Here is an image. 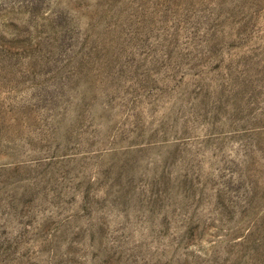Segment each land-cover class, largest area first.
Here are the masks:
<instances>
[{
    "label": "rangeland",
    "instance_id": "374dc122",
    "mask_svg": "<svg viewBox=\"0 0 264 264\" xmlns=\"http://www.w3.org/2000/svg\"><path fill=\"white\" fill-rule=\"evenodd\" d=\"M0 264H264V0H0Z\"/></svg>",
    "mask_w": 264,
    "mask_h": 264
}]
</instances>
